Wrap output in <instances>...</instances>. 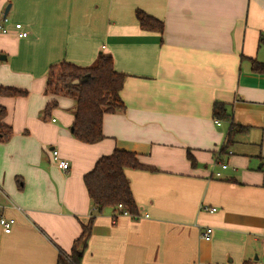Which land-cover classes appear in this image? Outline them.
Listing matches in <instances>:
<instances>
[{
  "label": "crops",
  "instance_id": "1",
  "mask_svg": "<svg viewBox=\"0 0 264 264\" xmlns=\"http://www.w3.org/2000/svg\"><path fill=\"white\" fill-rule=\"evenodd\" d=\"M8 5L0 87L28 95H0L14 130L0 142V217L16 221L10 233L0 225V264H59L71 253L92 217L84 176L116 149L155 171L125 170L140 214L97 215L80 264H264V74L251 68L264 62V0H0V21ZM137 10L163 21V34L142 30ZM101 52L127 75L126 111L106 114L105 139L84 144L70 130L75 101L45 94L47 75ZM217 101L249 128L224 151L230 122L216 125ZM208 227L211 240L201 237Z\"/></svg>",
  "mask_w": 264,
  "mask_h": 264
},
{
  "label": "trees",
  "instance_id": "2",
  "mask_svg": "<svg viewBox=\"0 0 264 264\" xmlns=\"http://www.w3.org/2000/svg\"><path fill=\"white\" fill-rule=\"evenodd\" d=\"M136 17L142 30L163 34V21L137 10ZM264 45V38L259 41ZM253 72L264 74V62L251 59ZM45 94L54 97H68L75 101L74 121L71 126L72 136L84 144H96L103 139V119L106 114H123L126 107L120 97L127 75L116 71L114 58L109 53L101 52L91 66H79L62 61L50 67L47 75ZM79 81V83H75ZM0 95L6 97H25V90L0 87ZM58 107L57 100L50 102L44 110V118L48 119L52 110ZM215 120L230 122L223 151L233 143L237 134L249 128L234 123L227 105L215 102L212 107ZM7 115L5 107L0 106V142H8L13 136V128L5 124ZM70 129V130H71ZM192 164L195 160L188 151ZM126 169H140L155 171V168L144 165L139 155L125 150H114L111 154L102 156L95 163L94 168L84 176V183L93 205L92 217L87 224L82 225V232L73 244L69 260L59 255V264H80L92 233L95 217L105 209L111 208L115 212L127 211L131 217L138 218L139 207L135 203L129 179L125 175ZM121 211V212H122ZM244 264H250L245 262Z\"/></svg>",
  "mask_w": 264,
  "mask_h": 264
},
{
  "label": "built area",
  "instance_id": "3",
  "mask_svg": "<svg viewBox=\"0 0 264 264\" xmlns=\"http://www.w3.org/2000/svg\"><path fill=\"white\" fill-rule=\"evenodd\" d=\"M8 18L7 17H3L0 21V33L2 34H7L9 33V30L8 28L5 26L6 23H8ZM15 30H16V33H17V37L19 38H27L29 36V33L24 29L23 25L18 23V24H15ZM216 122V125L217 126H221L222 122L220 120H215ZM51 153L53 155V158L57 161L58 163V166L59 168L63 169V170H67L68 167H69V163L67 161H62L60 160L59 158V152L56 150V149H53L51 150ZM229 154H232V152L230 151ZM228 164L226 163H222L221 164V169L222 170H227L228 169ZM216 177L217 178H220L222 177V173L221 172H217L216 173ZM120 210V212L122 211V206H119L118 208ZM217 211V208H212L210 209V212L211 213H214ZM122 215L124 216H129L131 217V215L127 212V211H122L121 212ZM146 218L149 217V215H145ZM16 221L14 218H7L5 216H2L0 217V225L3 229V231L5 233H10L13 229V226L15 225ZM212 234H213V229L212 228H207V229H204L202 232H201V237L205 240H211L212 238Z\"/></svg>",
  "mask_w": 264,
  "mask_h": 264
},
{
  "label": "rangeland",
  "instance_id": "4",
  "mask_svg": "<svg viewBox=\"0 0 264 264\" xmlns=\"http://www.w3.org/2000/svg\"><path fill=\"white\" fill-rule=\"evenodd\" d=\"M55 109H57V108H55ZM55 109H54V110H55ZM54 110H53V111H54ZM53 111H52V112H53ZM71 112H72V110L70 111V114H71ZM51 116H52V117H51L50 119H48V120H41V121H43V122H45V123H52V119L55 118V115H53V113H52ZM13 132H14V130H13ZM57 148H58V147H57ZM44 149H49V146L45 147ZM58 152H59V151H58ZM63 256H64V259H65V260H67V261L69 260V258H68V254H67V255H63Z\"/></svg>",
  "mask_w": 264,
  "mask_h": 264
},
{
  "label": "water",
  "instance_id": "5",
  "mask_svg": "<svg viewBox=\"0 0 264 264\" xmlns=\"http://www.w3.org/2000/svg\"><path fill=\"white\" fill-rule=\"evenodd\" d=\"M10 7H11L10 5L7 6V8H6L5 12H4L3 17H7L8 13H9V10H10ZM1 58H4L5 59V57H1ZM75 83L77 84V83H79V81H76ZM71 131H73V129H71Z\"/></svg>",
  "mask_w": 264,
  "mask_h": 264
}]
</instances>
